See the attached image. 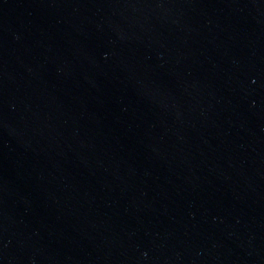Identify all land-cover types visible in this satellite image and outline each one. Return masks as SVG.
<instances>
[{"label":"water","instance_id":"water-1","mask_svg":"<svg viewBox=\"0 0 264 264\" xmlns=\"http://www.w3.org/2000/svg\"><path fill=\"white\" fill-rule=\"evenodd\" d=\"M0 264H264V0H0Z\"/></svg>","mask_w":264,"mask_h":264}]
</instances>
